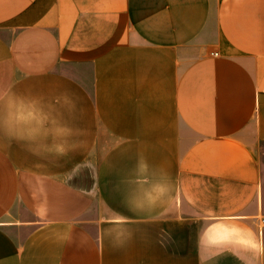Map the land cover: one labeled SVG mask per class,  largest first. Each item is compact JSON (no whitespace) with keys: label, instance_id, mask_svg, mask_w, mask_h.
<instances>
[{"label":"crops","instance_id":"crops-1","mask_svg":"<svg viewBox=\"0 0 264 264\" xmlns=\"http://www.w3.org/2000/svg\"><path fill=\"white\" fill-rule=\"evenodd\" d=\"M264 0H0V264H264Z\"/></svg>","mask_w":264,"mask_h":264},{"label":"built area","instance_id":"built-area-1","mask_svg":"<svg viewBox=\"0 0 264 264\" xmlns=\"http://www.w3.org/2000/svg\"><path fill=\"white\" fill-rule=\"evenodd\" d=\"M261 224H263V225H264V219H263V218L261 219Z\"/></svg>","mask_w":264,"mask_h":264}]
</instances>
